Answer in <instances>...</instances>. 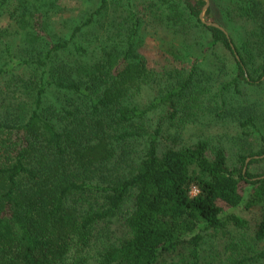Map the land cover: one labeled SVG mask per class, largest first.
I'll return each instance as SVG.
<instances>
[{"label":"trees","instance_id":"1","mask_svg":"<svg viewBox=\"0 0 264 264\" xmlns=\"http://www.w3.org/2000/svg\"><path fill=\"white\" fill-rule=\"evenodd\" d=\"M159 2L167 6L153 5L155 17L197 39L198 55H186L189 44L169 53L192 61L189 71L149 68L142 22L125 0H101L76 24L59 0H0V24L10 21L0 28V80L17 84V102L0 97V264H209V234L251 230L231 213L240 207L258 210L253 241L264 244V172L251 171L264 163V0H228L225 31L201 18L205 0ZM228 77L208 105L205 86ZM232 87L237 97L226 96ZM161 109L172 134L163 120L151 130ZM191 109L254 131L263 149H244L241 134L234 167L225 147L164 144L182 140L176 120L191 121ZM118 221L127 232L115 239ZM227 247L215 264H264V250L251 255L243 238Z\"/></svg>","mask_w":264,"mask_h":264},{"label":"rangeland","instance_id":"2","mask_svg":"<svg viewBox=\"0 0 264 264\" xmlns=\"http://www.w3.org/2000/svg\"><path fill=\"white\" fill-rule=\"evenodd\" d=\"M160 0H125V4L130 6L134 11L135 15L142 22V35L143 43L139 48V54H141L147 61L149 68L159 74H165L173 71H184L190 70L192 66V61L182 64L178 63L169 55L171 48H176L178 50H182L189 44L193 45L190 50L186 51V55L192 54V56L198 55L196 48L194 47L197 39L195 35L184 36L182 34L173 33V31L169 30L164 22L162 23L161 18L155 17L152 6H158L163 9H166V2H159ZM171 5H173V0H167ZM206 2V1H205ZM101 0H59L58 5L61 8L66 9L67 17L70 22H74V24L86 19V17L97 10L100 7ZM208 9H211L210 14V22H214L215 24H221L226 16L224 11L225 5H230L228 0H208ZM113 5V4H112ZM114 8L111 10V16L113 18H118L119 13L116 10V6L113 5ZM152 8V9H151ZM153 13V14H152ZM207 17L205 14L203 16V21L207 22ZM10 24L8 17H4L3 21L0 24V28H7ZM207 25V24H206ZM208 26V25H207ZM241 33V31H240ZM8 42L6 39L3 40V43ZM205 43L210 44V39L206 38ZM194 47V48H193ZM226 55V54H225ZM228 56V55H227ZM208 60L212 61V58H208ZM203 70L206 75H209L210 69L205 64ZM230 78L222 79L220 82L217 81L216 84L205 86L208 89L206 94L205 102L209 104L208 97L216 95L220 90H222V84H226L229 82ZM17 84L12 83L11 86L6 84L4 80H0V97H7L9 102H17L16 99H11V95H16L14 92L16 90ZM234 88H230L226 91V96L233 98L237 97L238 92L231 91ZM243 89V88H242ZM250 93H253L255 89L248 87ZM152 96L145 94L143 101L147 102ZM50 102L55 103L58 99L56 93H52L50 96ZM212 107V104H211ZM193 110V114L191 117V121H187L185 123H180L179 118L176 120V123L182 127V140L179 143H176L171 137L166 136L164 138V144L172 147H177L178 145H192L196 144L199 141H206L210 144L211 148H220L225 147L226 152L228 153L230 164L234 167L238 166L236 155L239 153L243 147L240 140H237L240 137H243L241 134H245L247 137L245 138L246 142L244 144V149L251 150V152L258 153L263 149L259 144V136L252 131V134H249L250 130H243L239 124H234V122L230 121H222V119L216 114L209 113H200L196 109ZM0 112H4V109H0ZM181 117L185 119H190V115L188 113H181ZM169 118V110L161 109L150 116V124L153 125L151 130H153L161 120L164 121L166 129L170 134L175 131V121H168ZM236 138V139H235ZM142 147H138L137 151H141ZM136 157V156H133ZM114 160V159H113ZM251 171L253 174H261L264 172V163H257L251 166ZM134 207V202H130L125 211L128 212L132 210ZM241 218H244L250 222L249 231L235 230L231 229V234L229 236H225L224 234H216L211 233L206 237V243L204 245L203 255L207 263L215 264L218 263L222 258L226 259V256L230 253L228 251V245L234 241L240 240L243 238L247 243H251V255L257 250H264V244H256L253 241V229L255 227L258 210L253 209L247 211L244 207H240L239 209L231 211ZM127 230L124 227L123 223L118 221L113 226L115 237H122L126 234ZM116 239V238H115ZM249 246L247 247V249ZM255 248V249H254ZM95 264V263H92Z\"/></svg>","mask_w":264,"mask_h":264},{"label":"water","instance_id":"3","mask_svg":"<svg viewBox=\"0 0 264 264\" xmlns=\"http://www.w3.org/2000/svg\"><path fill=\"white\" fill-rule=\"evenodd\" d=\"M206 1V6H205V8H204V11H203V14H202V16H201V18L203 19V16H204V14H205V12L207 11V8H208V6H209V4H208V0H205ZM208 26H213V27H216V28H219V29H221L222 31H225L220 25H218V24H215V23H206ZM233 49H234V47H233ZM237 59H239V58H237ZM250 160H248L247 161V163L249 162Z\"/></svg>","mask_w":264,"mask_h":264}]
</instances>
